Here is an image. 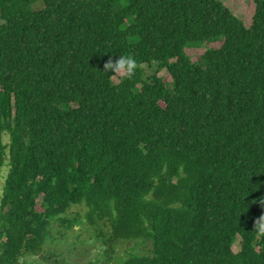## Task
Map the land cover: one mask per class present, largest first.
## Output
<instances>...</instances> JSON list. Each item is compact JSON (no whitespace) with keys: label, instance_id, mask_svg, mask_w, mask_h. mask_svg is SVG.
Returning <instances> with one entry per match:
<instances>
[{"label":"trees","instance_id":"1","mask_svg":"<svg viewBox=\"0 0 264 264\" xmlns=\"http://www.w3.org/2000/svg\"><path fill=\"white\" fill-rule=\"evenodd\" d=\"M37 1L0 0V264L86 225L150 243L122 264H264V0L250 26L221 0Z\"/></svg>","mask_w":264,"mask_h":264},{"label":"rangeland","instance_id":"2","mask_svg":"<svg viewBox=\"0 0 264 264\" xmlns=\"http://www.w3.org/2000/svg\"><path fill=\"white\" fill-rule=\"evenodd\" d=\"M227 5L232 12L240 17L246 26L252 24L253 15L255 12V2L253 0H221ZM43 0H39L32 4L33 8H38L43 5ZM223 38L217 37L209 41L189 44L186 52L195 63H202V55L210 48H217L222 44ZM144 71L146 75H151L156 72L161 76L166 85L172 88V77L165 67H161L159 62H152L151 64H144ZM121 74V73H119ZM118 82V77L113 78ZM4 142H8L10 137L4 135ZM10 165L6 164L0 170V195L2 192V185L5 182ZM85 212L83 206H74L73 212ZM85 224V222H84ZM87 226V225H86ZM78 226L73 230L65 233L66 236L55 237V243L49 245L47 252L48 259L43 255H27L23 259L25 264H122V257L128 253L144 254L150 253L152 246L148 241L136 243L132 242H119L118 244H108L103 239H99L92 229L93 227ZM116 243V242H114ZM111 248V249H110ZM110 249V250H109ZM240 249V236L237 235L233 244V250ZM52 253L54 254L52 256Z\"/></svg>","mask_w":264,"mask_h":264},{"label":"clouds","instance_id":"3","mask_svg":"<svg viewBox=\"0 0 264 264\" xmlns=\"http://www.w3.org/2000/svg\"><path fill=\"white\" fill-rule=\"evenodd\" d=\"M137 68V61L132 55H120L115 63L109 61L104 66V71L120 72L124 78H130ZM258 225H255L260 232H264V216L259 218Z\"/></svg>","mask_w":264,"mask_h":264}]
</instances>
